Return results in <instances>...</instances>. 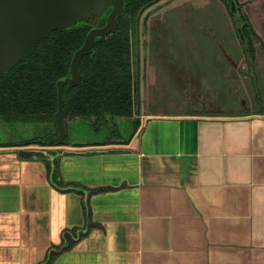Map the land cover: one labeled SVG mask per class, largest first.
Returning <instances> with one entry per match:
<instances>
[{"label": "crops", "instance_id": "0c3cea01", "mask_svg": "<svg viewBox=\"0 0 264 264\" xmlns=\"http://www.w3.org/2000/svg\"><path fill=\"white\" fill-rule=\"evenodd\" d=\"M206 102L125 143L25 144L4 124L0 264H264V103Z\"/></svg>", "mask_w": 264, "mask_h": 264}, {"label": "rangeland", "instance_id": "374dc122", "mask_svg": "<svg viewBox=\"0 0 264 264\" xmlns=\"http://www.w3.org/2000/svg\"><path fill=\"white\" fill-rule=\"evenodd\" d=\"M165 1L144 11L132 34L136 115L194 113L204 100L207 109L228 114L261 111L264 43L255 39L254 80L224 0ZM238 1L264 42V0ZM4 124L12 126L10 139L37 133L35 124L11 125L0 117V140L7 137Z\"/></svg>", "mask_w": 264, "mask_h": 264}, {"label": "trees", "instance_id": "16d2710c", "mask_svg": "<svg viewBox=\"0 0 264 264\" xmlns=\"http://www.w3.org/2000/svg\"><path fill=\"white\" fill-rule=\"evenodd\" d=\"M124 1V12L118 16V30L107 36L96 37L93 52L85 54L79 62L81 81L75 86L65 85L64 123L69 131L72 128L75 130L76 137L75 141L68 143L80 140L93 144L114 143L109 135L99 137L103 134V126L111 131L115 119L128 118L134 113L136 85L132 34L143 12L165 0ZM224 1L237 26L230 3ZM235 1L241 15L240 32L236 30L237 35L248 64V73L256 80L255 39L264 42L242 11V5L238 0ZM110 9L99 19L97 26L106 22ZM91 28V24L82 21L65 29L52 30L30 55L0 78V117L3 120L35 124L39 130L46 131L44 134L51 133L48 122H52L55 129L53 133L56 132L54 115L58 109L57 82L70 75L73 55L82 46ZM68 119L75 121L73 126ZM139 125L140 121L136 119L135 130ZM131 137L132 134L124 138V143ZM23 143L45 145L37 137L25 139Z\"/></svg>", "mask_w": 264, "mask_h": 264}, {"label": "water", "instance_id": "95a60500", "mask_svg": "<svg viewBox=\"0 0 264 264\" xmlns=\"http://www.w3.org/2000/svg\"><path fill=\"white\" fill-rule=\"evenodd\" d=\"M228 2L238 23L236 30L240 32V10L235 0ZM109 8L111 9L106 16V24L97 26L99 19ZM124 9V0H0V78L30 55L42 38L52 30L65 29L82 21L92 25L84 43L73 55L70 75L60 78L57 82L58 109L55 119L58 134H48L43 139L45 144L61 143L65 139L67 129L62 119L65 105L64 87L66 84L76 85L80 82L81 58L93 52L96 37L107 36L118 29V16L123 14ZM21 122L6 123L15 125ZM11 127L9 129H12Z\"/></svg>", "mask_w": 264, "mask_h": 264}, {"label": "flooded vegetation", "instance_id": "af4514ba", "mask_svg": "<svg viewBox=\"0 0 264 264\" xmlns=\"http://www.w3.org/2000/svg\"><path fill=\"white\" fill-rule=\"evenodd\" d=\"M109 13V12H108ZM107 13V14H108ZM146 23V22H145ZM145 23H144V27H146L145 26ZM106 24V22L103 24V25H101V26H104ZM118 28H119V22H118ZM118 30V29H117ZM116 30V31H117ZM116 31H114V32H116ZM113 33V32H112ZM133 55V54H132ZM132 62H133V57H132ZM81 78H82V74H81ZM81 81V80H80ZM77 85V84H76ZM71 86H75V85H71ZM65 88V87H64ZM64 100H65V98H64ZM64 109H65V105H64ZM56 112H57V110H56ZM56 112H55V114H56ZM63 113H64V111H63ZM62 119H63V122H64V117L62 116ZM125 119H127L126 121L128 122V123H126L125 122ZM136 119H138L139 121H141V116H139V115H136V113H135V109H134V113H133V115L132 116H130V117H128V118H117V119H115V121L116 122H114V127H113V130H108L107 128H106V126L104 125L103 127H104V131H103V134H102V136H99V137H103V136H105V135H109V136H111V138H112V140L114 141V142H117V141H123L124 140V138H126V137H128V136H130L131 134L133 135L136 131H137V129L135 130V128H134V125H135V121H136ZM54 120H55V122H56V119H55V115H54ZM68 122H69V124H71L72 126H73V124H74V120H70V119H68ZM64 125H65V123H64ZM66 127V126H65ZM67 129V128H66ZM36 134H35V136H33V137H37L38 139H41L42 141H43V139L45 138V137H47L48 136V134H54V135H57L58 134V132H57V126H56V132L55 133H53L54 132V130L55 129H53V130H51L50 129V127H49V130L51 131V133H48V134H44V133H46V131L44 130V129H42V130H39V128H36ZM108 130V131H107ZM135 130V131H134ZM49 131V132H50ZM75 130H73V128L72 129H70V131H69V129H67V134H66V137H65V139L61 142V143H57V144H63V142H67L66 144H68V142H73V141H75ZM42 134H44V135H42ZM29 138H31V137H29ZM65 144V143H64Z\"/></svg>", "mask_w": 264, "mask_h": 264}]
</instances>
